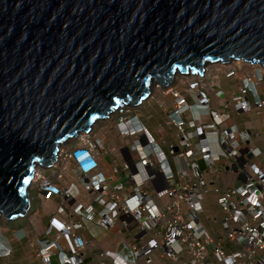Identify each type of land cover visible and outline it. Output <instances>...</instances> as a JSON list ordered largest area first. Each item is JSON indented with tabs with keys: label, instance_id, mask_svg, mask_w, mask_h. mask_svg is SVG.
Wrapping results in <instances>:
<instances>
[{
	"label": "built area",
	"instance_id": "built-area-1",
	"mask_svg": "<svg viewBox=\"0 0 264 264\" xmlns=\"http://www.w3.org/2000/svg\"><path fill=\"white\" fill-rule=\"evenodd\" d=\"M202 76L186 78L182 88L155 84L162 99L170 98L157 132L166 128L159 137L171 132L173 139H156L140 121L139 105L125 104L60 145L55 161L33 168L26 213L34 204L46 219L29 243L39 264H264V170L257 161L262 152L246 146V134L223 126V115L210 108L211 89L218 86H206ZM251 86L245 80L231 97L234 112L264 106L256 96L253 107L249 103ZM214 96L225 101L221 91ZM202 111L208 123L201 121ZM114 133L119 141L105 150L103 140ZM103 154L115 161L109 173L101 169ZM167 156L188 160L185 168L174 172ZM221 159L233 182L226 188L205 179ZM210 193L217 207L207 218L212 231L201 220ZM90 223L104 232L118 227L129 238L124 243L133 262L111 252L87 256L80 233ZM10 254L0 243V260Z\"/></svg>",
	"mask_w": 264,
	"mask_h": 264
},
{
	"label": "water",
	"instance_id": "water-1",
	"mask_svg": "<svg viewBox=\"0 0 264 264\" xmlns=\"http://www.w3.org/2000/svg\"><path fill=\"white\" fill-rule=\"evenodd\" d=\"M231 60L264 70V0H0V216L26 214L61 143Z\"/></svg>",
	"mask_w": 264,
	"mask_h": 264
},
{
	"label": "crops",
	"instance_id": "crops-1",
	"mask_svg": "<svg viewBox=\"0 0 264 264\" xmlns=\"http://www.w3.org/2000/svg\"><path fill=\"white\" fill-rule=\"evenodd\" d=\"M217 85V89H214V91L211 89L210 92V95L212 96L211 101H213V99L215 101L211 102L210 108L217 114L223 115V126H232L239 133L246 134L248 136L249 141L246 142V146L255 148L262 152L261 157L258 158L257 161L260 168L264 170V107L260 108L259 110L252 109L250 113L245 114L234 112L231 108V105L226 104L225 107L222 106L223 104L219 105L218 103H216L215 99H217V97H215L214 94L216 90L221 91L223 95H225V93L223 90H221L219 82ZM237 90L238 89L231 91L228 96H226L228 102H230L231 97L237 95ZM251 90L252 94L248 95V100L253 107V102L256 100V97L264 100V82L256 86L252 85ZM250 96L251 98L253 97L252 101H250ZM152 101L164 104L162 107L158 105L157 108L158 112L161 113V115L164 114L166 119L168 115L167 113L170 110V98H153L145 100L143 103H141L137 112L140 117V121L148 130V124L151 118L145 114V111L150 112L153 110L152 108L156 110L155 106L152 104ZM188 102L191 103V100L188 99ZM193 110L195 109L193 108ZM200 117L201 121L204 123H208L210 121L209 117L204 114V111L200 112ZM166 119L164 120V122L166 121ZM98 137L100 139L103 137L101 132H98ZM164 137L157 136L155 138L160 139ZM169 138L170 140L173 139V137ZM164 139H166L167 141L169 140L168 137H165ZM118 141L119 138L117 137L116 133L112 134V139L110 138V140H103L105 150H109L111 147H114L115 143ZM187 161L188 160L175 159V157L167 156V165L174 172L179 169L185 168ZM198 162L199 165L203 168V162L201 160H199ZM100 164L101 169L105 173H109L110 169L115 165V161H113V157L109 156L108 154H103L100 160ZM227 165L228 162L223 159H221L219 162L214 163L210 175H206L205 177L206 181L209 184L216 183L222 188L233 185V182H231L230 179V173L227 171ZM33 206H35V209H33ZM37 211V205L32 204L29 213H26L24 216L12 220H5L4 218L2 219V222H0V243L9 249L11 254L7 258L1 259L0 264H39V261L36 257V250L29 246V243L37 238L41 229L40 225H44L46 222V219H43V217H40V215L37 216ZM24 221H26V223ZM9 222H11V224H9ZM114 229L116 228H113L108 232H104L98 229L95 224L90 223L86 226V230L84 232H79L87 242L86 255L94 256L103 252L117 253V250L120 247V243L122 245L124 244V242H127L129 240V238L123 234H120V240L117 242V244H115V248L106 246H104V248L102 245L98 244L102 236H106V238L113 236L112 233L114 232ZM117 229L118 231L120 230L119 228ZM155 264H159V262Z\"/></svg>",
	"mask_w": 264,
	"mask_h": 264
},
{
	"label": "rangeland",
	"instance_id": "rangeland-1",
	"mask_svg": "<svg viewBox=\"0 0 264 264\" xmlns=\"http://www.w3.org/2000/svg\"><path fill=\"white\" fill-rule=\"evenodd\" d=\"M219 65L220 64H218V63H214V64L205 65L203 67V69L205 70V73H203L204 84L206 86H210L211 82H215L216 84H218V82H219L221 90H223L225 93V99H224L225 101H219L218 99H215L216 103H218L219 105L224 104V102H227L228 105H231V103L227 101L226 96H228V94L231 91L239 89L240 87H242L243 82L245 80H247V79L251 80V83L253 86H256V85L264 82V72L262 69H259V67L257 68V66L247 67V64L235 66L232 63L226 64V65H221V66H219ZM229 72H231L233 75L231 77H226V75L229 74ZM174 77L177 81H182V83L187 81V79L190 80L189 78L186 79L184 76H181L179 73H175V75L173 76L172 79H174ZM155 84L150 85V93L152 96L149 97L148 99H153V98H156V99L159 98L160 99L161 98L158 94L159 93L158 89L155 88ZM176 84H173L174 87H176L175 86ZM181 85H183V84H181ZM180 86H179V88H182ZM214 89H217V87L215 86ZM237 93H238V90H237ZM250 101H252L251 96H250ZM211 102H215L214 99ZM152 104L155 106L156 110H154V108H152L153 109L152 111H150V112L145 111V114L151 118L149 121V124H148L149 131L155 137H157L159 135H162L163 133H166V131H167L166 128H163L162 132H160V133L157 132V129L159 128V126L163 125L166 117L164 114L161 115V113L158 112L157 107L159 105V102L152 101ZM167 137H168V139H170L169 137H173V134L170 132V133H168ZM27 191H28V189H27ZM202 208H203V214L201 215L202 223L204 224V226L207 229L212 231L214 229V226L212 225L211 220H208L207 218H211V216H215L217 213V207L215 204V197L213 196V194L210 193L204 198V200L202 202ZM33 209H35V206H33ZM40 217H43V214H40ZM2 219H3L2 216H0V222H2ZM24 222L26 223V221H24ZM9 224H11V222H9ZM16 226H18V225H16ZM117 228L114 229V232L112 233L113 236H110L109 238H106V236H104V237L102 236L101 240H99L98 244L102 245L103 247L106 246V247H114L115 248V244H117V242L120 240L119 236L122 235L121 230L118 231ZM117 254L120 257L124 258L126 261L133 262V259L131 258L130 254H129V249L127 248L125 243L122 245L120 243V247L117 250Z\"/></svg>",
	"mask_w": 264,
	"mask_h": 264
},
{
	"label": "bare ground",
	"instance_id": "bare-ground-1",
	"mask_svg": "<svg viewBox=\"0 0 264 264\" xmlns=\"http://www.w3.org/2000/svg\"><path fill=\"white\" fill-rule=\"evenodd\" d=\"M218 64H220L219 66H221V65H226V64H230V63H232V64H234L235 66H240V65H245V64H247V67H251V66H257V68L259 67V69H262L263 70V68L261 67V66H259V65H250V64H248V63H244L242 60H239V61H234V60H231L230 62H228V63H226V64H222V63H220V62H217ZM210 64V63H209ZM208 65V64H207ZM204 67V66H203ZM203 67H202V73H201V75H199V73H197L196 75L195 74H192L191 72H189L188 73V75H186L187 77H185V78H189V77H191V76H202V74H203V72L205 73V70L203 69ZM263 72H264V70H263ZM176 73H178V72H176ZM175 75V74H174ZM173 75V76H174ZM165 83H167L165 86H169L170 84H176L175 86L176 87H179L181 84H183L182 83V81H177L176 79H175V77H174V79H172L171 78V81L170 82H167V81H165ZM156 84H158V83H156ZM161 86V85H160ZM165 86H163V87H165ZM182 86V85H181ZM180 86V87H181ZM157 88V87H156ZM149 90H150V88H149ZM149 98V97H148ZM133 106H135V105H133ZM224 119V118H223ZM96 123V122H95ZM94 123V124H95ZM93 124V125H94ZM68 141V140H67ZM67 141H65V142H63V143H61V145L62 144H64V143H66Z\"/></svg>",
	"mask_w": 264,
	"mask_h": 264
},
{
	"label": "clouds",
	"instance_id": "clouds-1",
	"mask_svg": "<svg viewBox=\"0 0 264 264\" xmlns=\"http://www.w3.org/2000/svg\"><path fill=\"white\" fill-rule=\"evenodd\" d=\"M181 75V74H180ZM182 76H184V75H182ZM150 96V95H149Z\"/></svg>",
	"mask_w": 264,
	"mask_h": 264
}]
</instances>
